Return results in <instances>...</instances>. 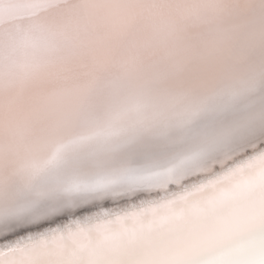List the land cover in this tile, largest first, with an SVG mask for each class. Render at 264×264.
I'll return each mask as SVG.
<instances>
[{
	"label": "snow or ice",
	"instance_id": "1",
	"mask_svg": "<svg viewBox=\"0 0 264 264\" xmlns=\"http://www.w3.org/2000/svg\"><path fill=\"white\" fill-rule=\"evenodd\" d=\"M0 264H264V0H0Z\"/></svg>",
	"mask_w": 264,
	"mask_h": 264
}]
</instances>
